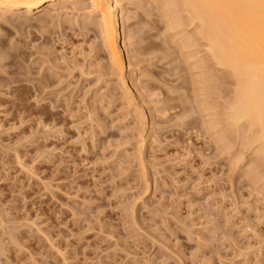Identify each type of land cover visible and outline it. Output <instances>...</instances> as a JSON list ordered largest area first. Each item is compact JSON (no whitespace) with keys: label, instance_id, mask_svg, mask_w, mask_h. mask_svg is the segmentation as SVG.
I'll return each mask as SVG.
<instances>
[{"label":"rangeland","instance_id":"1","mask_svg":"<svg viewBox=\"0 0 264 264\" xmlns=\"http://www.w3.org/2000/svg\"><path fill=\"white\" fill-rule=\"evenodd\" d=\"M70 12L38 9L30 20L0 22V74L19 79L0 96L12 112L21 104L0 114V264H264V165L229 128L227 98L221 105L196 91V70L179 55L163 12L141 0L117 8L139 32L121 45L143 49L130 66L124 53L132 98L108 70L107 45L96 35L100 11ZM222 106L223 119L215 111Z\"/></svg>","mask_w":264,"mask_h":264},{"label":"bare ground","instance_id":"2","mask_svg":"<svg viewBox=\"0 0 264 264\" xmlns=\"http://www.w3.org/2000/svg\"><path fill=\"white\" fill-rule=\"evenodd\" d=\"M84 1L85 0H0V22L6 21L9 23V21L10 22H17V21L30 20L31 18H30L29 14L30 13L32 14V12L34 10H38V9H43L44 11L48 12L49 14H55L57 16L58 13L68 14L70 11H73V10L78 11V10L84 9L86 7H89V6L93 7L94 9H96L97 11H100V13H101L97 17L99 24L97 23L98 29H97L96 35L101 38L104 45L105 44L107 45L106 48H105V46H104V48H105V51H106L107 57H108L107 61L109 60L108 61L109 64L107 66L108 70L110 69V70L114 71V73L116 72V74L119 73L118 76H119L120 86L119 85L118 86L121 87L124 95H126L129 98L134 97V96H132V97L130 96L133 94L129 93L131 91V89L130 88L128 89L129 86L128 87L126 86V83H125L126 80L124 79V77H125L124 67H125V63H126V62L124 63V61L126 60V59L124 60V53H125V51L127 53H130V55L128 56L129 66H130V65H132L133 61H135V63H136V61L139 62V61L143 60V58L139 59L140 54H143L142 53L143 49L141 47L131 48V46L133 45L131 43L130 44L125 43L122 46L120 41H121L122 37L125 39H126V37L134 38V37L138 36L139 32L136 30V28L132 24H129L126 26L125 19H123V18L120 19L119 14L116 13L117 8L119 6H121V0H90L89 4H82V3H84ZM141 1L143 3H145L147 6H150L151 9H157L158 11L163 12L161 14H163V17H165L163 20H165V22H166V25H165V27L167 26L166 29L169 30V32L176 30V31H174L175 34L171 35L173 44L175 43L173 41L174 40L173 35L179 36V39H176L177 41L175 40L177 42V45H178L177 47H178L179 55H182L184 63H186L188 65L189 70H191V72L196 70V73L195 72L193 73V77L198 79V80L192 81V82L195 81V85H194V83H192L194 86L199 87V88L196 87L197 88L196 91H198V92L200 91L202 94L204 93V95H203L204 97L209 96V99H210V97H213V98L217 97L216 101H218L220 98L219 101H220L221 105L224 104V103H222L221 99L225 101L227 98V100L225 101L224 107L226 108V110H228V114L226 113L227 111L225 110V108L223 106H222V108H224V109H222V111L221 110L219 111V109H218V111L215 110L216 113L221 112L223 114L226 111L225 112L226 114L225 113L224 114L227 115L228 117H226L224 114L220 115V116H222V119L224 118L223 116H225L226 119L229 120V123L226 121V123L229 124V128L234 130V131L235 130L240 131L242 136L244 135L243 139H241V140H243L242 144L244 146H246L245 149L248 147V150L250 149V151H251V149L253 150V148H249V147L255 146L254 150L252 151L255 153V154L253 153L255 157L251 156V158L253 157L256 159V161L255 160L254 161H255V163L258 164V166L264 165V0H141ZM57 3L62 4L60 9L56 7ZM23 14H25V15H23ZM58 17H59V15H58ZM85 17L87 18V16H85ZM122 17H123V15H122ZM183 25L190 26L188 31L185 33V35L183 32H185L186 28H188V27L183 26ZM122 26H123V30L121 31L120 27H122ZM181 26L185 27V29H182ZM179 28H181V29H179ZM186 35H188V36H186ZM170 40H171V38H170ZM131 42H132V40H131ZM193 47H196V48L198 47V49H193ZM200 47H202V48H200ZM145 48H147V47H145ZM167 51H168V49H167ZM202 52H204V55L201 57ZM165 53H167V52H165ZM170 53H168V54H170ZM171 54H170V56H171ZM142 57H143V55H142ZM179 57H181V56H179ZM4 59H5V57L2 54H0V65H2L1 63L4 61ZM104 65H103V67H106ZM80 71H82V73L84 72L83 69H81ZM16 72L18 73V71H16ZM110 74H112V73H110ZM112 75H114V74H112ZM18 76H19V74H18ZM116 77H117V75H116ZM17 80H19V79H17ZM17 80L16 79L12 80L10 77L2 76L0 74V95H2L4 92L2 90V88L4 86L7 87V86L13 84V81L16 82ZM132 82H134V81H132ZM174 89L175 88H173V90ZM119 90H120V88H119ZM187 93H188V90H187ZM193 93H195V90ZM202 94H199V96L197 94V96L200 98L202 96ZM124 95H121V96H124ZM110 96H111V94H110ZM183 96L185 97V94ZM187 96H189V95H187ZM204 97H203V99L206 98V97L205 98ZM228 97H229V99H228ZM122 98H125V96ZM129 98H127V100ZM169 98H170V96H169ZM169 98L168 99L164 98V99L169 101L170 100ZM193 98H195V97H193ZM164 99H163V101H165ZM203 99L201 100V102L206 100V99L205 100H203ZM212 99H211V101H213ZM155 100H157V99L155 98ZM175 100H176V98L174 99V101ZM196 100H197V98L195 100L193 99L194 102ZM5 101L6 100L2 96H0V108H1L0 114H4V115L10 114L12 112L11 110H8V108L3 106L5 104ZM128 101H126V103ZM130 101H129V103L131 104L132 102H130ZM146 102H147V100H146ZM160 102L162 103V101H160ZM160 102H159V105H160ZM171 102H173V99ZM199 102H197V103H199ZM213 102L215 103V100ZM129 103H128V105H129ZM163 103L165 104V102H163ZM180 103L181 102L176 103L177 106H174V107L169 106L170 104L168 106L171 108V110L175 109L176 107H177V110H179L178 106L180 105ZM207 103H209V100ZM207 103H206V105L205 104L204 105L206 107L210 106ZM210 103L212 104V102H210ZM132 104L134 105V103H132ZM157 104H158V101H157ZM173 104H174V102H173ZM200 104H202V103H200ZM200 104L198 105V109L200 108L199 107ZM186 105H188V104H186ZM186 105L184 104V108L188 107ZM191 105H192V103H191ZM213 105L217 106L216 104H213ZM218 106H219V103H218ZM206 107H204V108H206ZM159 108H160V106H159ZM216 108H218V107H214V109H216ZM20 109H21V104L19 103L18 105L15 106L14 112L17 113L18 111H20ZM168 109L169 108H167V106L164 105L163 110L167 111ZM198 109H195V111H193V113L194 112L196 113V110H198ZM209 109H208V111H209ZM214 109L212 108L211 111L213 112ZM157 110L159 112V109H157ZM150 111H151V109H150ZM173 111H174V113H176L175 110H173ZM182 111H183V109H182ZM205 111H206V109H205ZM205 111H203V114L205 113ZM14 112H12V113H14ZM152 112L154 114V111H152ZM198 112H199V110H198ZM201 112H202V110H201ZM164 113H170V112H164ZM178 113H179V111H178ZM211 113L209 114L207 112V114L206 113L205 114L207 116L208 114L211 115ZM213 113H212V115H213ZM137 114L138 113H136V115ZM134 115H135V113H134ZM157 115H159V114H157ZM199 115L200 114H198V116ZM97 116H98V114H97ZM154 116H155V114H154ZM175 116L173 115V117H175ZM204 116L205 115H203V117H202L203 120H201V121H203V123H204ZM139 117H140V119H144V121H145V118L143 116L141 117L140 115H138V119H139ZM152 117L153 116L151 114V118ZM180 117H181V115H180ZM197 117H195V118H197ZM216 117H219V116L217 115ZM216 117H215V121H216ZM134 118L135 117H133V119ZM138 119L135 120V123ZM153 119H152V121H153ZM159 119H161V118H159ZM176 119H178V117ZM219 119H217L216 122H218ZM226 119H224V120H226ZM190 120H192V119H190ZM190 120H189V122H190ZM196 120L194 122H196ZM211 120H213V119H210V121ZM224 120H222V121L224 122ZM178 121H180V120H178ZM208 121L209 120H207V122ZM213 121L210 123L212 124ZM139 122L141 124L142 121L139 120ZM194 122H193V124H194ZM198 122H196V123H198ZM152 123H155V122L153 121ZM190 123H188V124L190 125ZM204 124H202V126ZM214 124H213V126H214ZM221 124H223V123H221ZM191 126L192 125H190V127ZM220 126L221 125H219V127ZM143 127L144 126L142 125L141 128H143ZM210 127H209V129H210ZM219 127L217 125V128L215 127L216 130L220 129ZM223 127L227 128V126H225V124ZM207 131L209 132V130H207ZM223 131L229 132L228 129L223 130ZM212 132H210V133H212ZM214 133H216V132L214 131L212 134H214ZM220 133L221 132H218V134H220ZM223 133H225V132H223ZM237 134H235V136ZM138 135H141V132H139ZM220 136H219V138H220ZM223 136L224 135L221 136L222 139H223ZM225 136L227 137V135H225ZM225 136H224V138H225ZM237 136H239V135H237ZM237 136H236V138H237ZM212 137H213V135H212ZM229 137L233 138L234 136L233 137L229 136ZM140 138H142V137L140 136ZM215 138H217V137H215ZM222 139H221V141H222ZM226 139L227 138H225L224 141H226V143L229 145V143L227 142L228 140H226ZM219 140H218V142H219ZM229 140H231V139H229ZM241 140L239 143L242 142ZM144 141L143 142L139 141V142L142 144V143H145ZM235 142H236V140H235ZM235 142L233 139L234 144H235ZM141 144H140V147H141ZM222 144L223 143H221L220 145H222ZM217 145H216V147H217ZM225 145L226 144L224 143V147H225ZM228 145H227V147H228ZM143 146H145V145L143 144ZM221 147H223V146H221ZM235 147L236 146H234V148H233L234 151L236 150ZM225 148H224V150H225ZM222 150H219V151L221 152ZM248 150H247V154H248ZM242 151H244V150H242ZM232 152L233 151H231V153ZM238 153H241V152H238ZM238 153H237V156H239ZM141 154H142V152H141ZM226 154H228V153H226ZM244 154H246V150H245ZM235 155H236V151H235ZM133 158H134V156H133ZM228 158H231V157H228ZM232 158L234 159L235 156H233ZM241 158H243V155ZM236 159H238V158H236ZM236 159L234 161H237ZM231 161L233 162L232 159H231ZM240 162H241V160L239 158L237 163H240ZM252 162H253V160H252ZM236 164L234 163V165H236ZM255 165L253 163V166H255ZM249 167H250V164H249ZM258 169H260V167ZM262 169L264 170V167ZM254 170L255 169H253V171ZM263 170H262V174H263ZM250 171L252 172V170H250ZM259 171L255 172V173L260 174ZM248 174H249V172H248ZM144 175H146V174H144ZM256 175H252V178H254V176H256ZM244 176H247V175H244ZM249 176L247 177L248 178L247 182H249V178L251 179V176L250 177ZM258 176L259 175H257V178H258ZM260 177H261V175H260ZM247 178H245V180H247ZM254 179H253L254 182L250 180L251 181L250 183H255L256 180H254ZM261 180H263V179H261ZM260 181H258V182L260 183ZM148 184H147V186H148ZM263 184H264V182H263ZM263 184L261 181V186ZM257 185L258 184H256V186ZM250 186H252V185H250ZM253 187H251V188L253 189ZM146 188H148V187H146ZM259 188L262 190V193H263L262 188H264V187L259 186ZM253 190H255V189H253ZM255 191H257V190H255ZM260 195H261V193H260ZM262 196H264V195H262ZM232 211L234 212V210H232Z\"/></svg>","mask_w":264,"mask_h":264}]
</instances>
